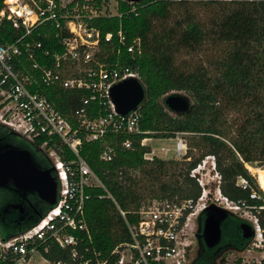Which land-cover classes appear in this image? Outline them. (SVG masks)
<instances>
[{"label": "trees", "instance_id": "trees-1", "mask_svg": "<svg viewBox=\"0 0 264 264\" xmlns=\"http://www.w3.org/2000/svg\"><path fill=\"white\" fill-rule=\"evenodd\" d=\"M94 3L101 9L109 0ZM117 3L118 15L100 16L91 24L103 36L113 34L112 43L105 45L103 41L104 54L119 67L128 66L139 73L146 97L138 108L140 133H109L104 140L85 141L82 146V155L104 184L87 188L90 197L85 216L95 247L107 256L116 245L129 240L119 208L128 211L130 222L137 221L146 188L153 200L196 202L202 187L190 173L207 156H215L221 176L220 184L214 183L213 188L217 190L219 186L229 202L253 211L264 236V191L247 167V163L255 167L264 164V1L200 4L117 0ZM191 4L215 6L208 23L189 11ZM170 21L174 23L171 25ZM120 31L125 37L124 44ZM46 33L37 30L29 37L44 42L38 52L41 55L45 50L61 52L62 46L56 44L57 40L46 38ZM22 34L24 31L13 28L9 21L0 29V38L6 42ZM134 41H139V48L129 52L127 48ZM208 44L220 48L221 55L210 59L207 65L200 63L189 68L178 62L183 52H200ZM39 61L53 63L52 57L41 56ZM173 91L189 95L188 112L177 114L167 107L164 96ZM47 93L71 121H75L74 110L81 107V100L89 94L86 90L59 87H47ZM90 113L103 115L105 106L94 102ZM178 132L191 135L189 146L199 150L197 155L191 156L188 151L182 161L158 156L145 158L152 147L141 143L144 138L170 139ZM128 139L132 146L125 148L123 142ZM107 144L116 150L109 161L101 158ZM68 153V159H72L73 155ZM242 179L247 181V187L240 182ZM253 194L256 196L252 197ZM44 204L34 218L5 226L10 232L1 231L3 236H14L33 225L50 208ZM224 222V238L218 249L232 241L238 246L234 250H244L252 239L244 236L242 225L252 222L231 210ZM3 227L0 222V230ZM222 250L206 248L194 264H215Z\"/></svg>", "mask_w": 264, "mask_h": 264}, {"label": "built area", "instance_id": "built-area-1", "mask_svg": "<svg viewBox=\"0 0 264 264\" xmlns=\"http://www.w3.org/2000/svg\"><path fill=\"white\" fill-rule=\"evenodd\" d=\"M94 1L0 0V29L9 21L13 28L24 31L11 42L0 38V124L20 133L45 152L59 183L56 203L33 225L11 237L0 232V264H191L196 218L211 204V185L206 176L214 172L218 178L215 183L220 184L215 156L202 160L190 173L202 187L196 202L154 199L137 211L139 218L135 222L129 221L128 211L119 208L129 240L116 245L107 256L93 243L85 216L90 197L87 188L104 187V184L82 155V146L85 141L104 140L109 133L141 132L139 110L122 115L111 98V88L116 83L131 77L140 79V75L128 66L119 67L108 60L103 41L105 45L112 43L113 34L103 36L91 24L97 17L118 15V3L117 11L112 13L104 10L105 6L100 9ZM177 1L204 4L262 0ZM37 30H46L45 37L57 40L56 44L63 50H45L41 55L38 50L44 47V42L29 39ZM50 31L56 34L51 35ZM119 37L124 44L121 31ZM139 45V41H134L127 49L134 52ZM41 56L52 57L53 63L41 64ZM47 87L89 92L81 100V107L73 112L75 121L64 115L57 102L49 97ZM94 102L105 106L106 113L93 116L90 112ZM186 134L189 133L178 132L175 136L178 158L187 154L188 143L183 136ZM146 140L141 143L146 144ZM123 146L130 148L132 141H124ZM68 152L72 159H68ZM115 153V147L107 144L101 158L112 160ZM145 158L151 159L147 154ZM241 182L247 187L246 180ZM217 192L229 205L219 186ZM256 226L260 232L258 221ZM262 247L264 238L253 248ZM263 260L264 254L253 262L245 255L235 259L225 255L217 264H262Z\"/></svg>", "mask_w": 264, "mask_h": 264}, {"label": "water", "instance_id": "water-1", "mask_svg": "<svg viewBox=\"0 0 264 264\" xmlns=\"http://www.w3.org/2000/svg\"><path fill=\"white\" fill-rule=\"evenodd\" d=\"M146 97L144 84L140 79L131 77L116 83L111 88V98L118 113L127 115L139 108ZM167 107L174 113H186L191 109L189 96L172 92L164 97ZM12 133H16L12 131ZM54 167L44 169L36 163L33 156L26 149H19L12 145L0 147V188H5L13 182L18 193L27 197L35 193L47 205H54L58 197L59 183L53 174ZM229 209L217 204H210L203 211V221L200 223V235L208 248L218 246L223 237L222 225L227 219ZM244 236L253 237L256 232H250L247 223L242 225Z\"/></svg>", "mask_w": 264, "mask_h": 264}, {"label": "rangeland", "instance_id": "rangeland-1", "mask_svg": "<svg viewBox=\"0 0 264 264\" xmlns=\"http://www.w3.org/2000/svg\"><path fill=\"white\" fill-rule=\"evenodd\" d=\"M215 7V6H214ZM214 7H205L203 5H198V4H191L189 5V11L193 13V15L196 16V18H199L205 22H209L210 18H211V12H213ZM109 10V12H116L117 11V0H109V4L106 5L104 7V10ZM111 10V11H110ZM171 25L174 23V21H170L169 22ZM218 47H215L213 45L208 44L206 46V49L200 52H190V53H185L183 52L179 58H178V62H182L183 64L187 65L189 68H193L195 65L203 63L205 65H207L208 61L210 59H214L216 57H219L221 54L219 52ZM173 92H177V93H181L184 95L189 96L187 93H185L184 91H173ZM172 93V92H170ZM168 93V94H170ZM166 94V95H168ZM165 95V96H166ZM164 96V97H165ZM233 116H235V114H232ZM232 131L235 130V128L231 129ZM186 139H187V152L191 151V156L197 155L199 153V150L196 148H190L189 144H190V134H186L183 135ZM148 145H150L152 147V152L147 153V155L149 157H151V159L154 156H158L161 157L163 159H178L179 161H182L184 158H178L177 157V140L175 138H150V141L146 142ZM191 149V150H190ZM209 160V157H205V159ZM189 160V158H188ZM46 162L50 165V162L48 161V159L46 158ZM208 166H211V163L208 162ZM262 168H264V164L261 166ZM207 172H209V167L206 169ZM251 173L254 175L257 183H259L260 187L263 189L264 191V187L262 185V183L260 184V180L258 177V174H256L254 171H251ZM217 177L215 175L214 172H211L210 174H208L206 176V180L208 183H210L211 185V193L210 194V201L211 204H217L219 206H224V207H228L229 210L233 211L234 213H236L238 216L242 217V218H246L249 221H251L255 227H257V218L255 216V213L253 211H250L248 209H243L238 207L237 205H235L232 202H229V205L221 199L220 194L217 192L216 189L213 188L214 183L217 181ZM241 182V180H240ZM145 197L143 200V205H147L149 204L151 201H153L152 198V193L150 192L149 188H146L144 191ZM198 219V217L196 218V220ZM194 222V221H193ZM3 232L4 234H7L10 232V228H5L0 230V232ZM1 232V233H2ZM2 233V235H3ZM262 238H264V236H262V230L259 232L256 230V236L255 238L250 242V244L241 252H233V251H229L226 255H228L231 259H235V257H239L240 255H245L248 257V259H250V262L256 261V259L258 257H261L264 254V247L259 248L257 250V248H253L255 247L256 243H261L262 242ZM195 249H197V239H195ZM248 249H251V251L249 252ZM255 249V250H253ZM196 258L195 255V250H194V258L193 260Z\"/></svg>", "mask_w": 264, "mask_h": 264}, {"label": "flooded vegetation", "instance_id": "flooded-vegetation-1", "mask_svg": "<svg viewBox=\"0 0 264 264\" xmlns=\"http://www.w3.org/2000/svg\"><path fill=\"white\" fill-rule=\"evenodd\" d=\"M6 145H12L19 149L28 150L30 154L33 156L36 163H38V165L44 169L52 167V162L48 158L47 154L43 152L35 143L29 141L20 133L17 132L12 133L11 130L0 124V147ZM46 158L50 162V165L46 162ZM16 191L17 189L14 186L13 182L11 181L8 183L7 187L0 188V222L4 225L3 228H6L9 223H13V222L20 223L21 221L34 218L40 212V208L45 205L44 202L40 200L35 193H29L27 194V197H23L22 194ZM202 217L204 218V216L201 213L197 219V233H196L197 249H195L196 258L194 260L192 259L191 264H194L195 261L198 260L199 257L203 254V251L206 248H208L205 245L203 238L199 237L200 229H201L200 223ZM248 225L250 226L251 233L252 231L256 232V227L254 224L248 223ZM222 229H223V225H222ZM223 235H224V230H223ZM255 236L256 234L253 237H249V238L253 240ZM223 238L224 237H222V241ZM220 244L214 248H208V249L217 248V250L223 249L220 255L218 256V258L216 259L215 264H217L218 260L221 257L225 256L229 251L241 252L238 250H234V248H238V246H236L235 243L232 241L229 244H227V246L218 249L220 247ZM193 258H194V254H193Z\"/></svg>", "mask_w": 264, "mask_h": 264}, {"label": "bare ground", "instance_id": "bare-ground-1", "mask_svg": "<svg viewBox=\"0 0 264 264\" xmlns=\"http://www.w3.org/2000/svg\"><path fill=\"white\" fill-rule=\"evenodd\" d=\"M247 167L250 169V171H254L256 174H258L260 184L262 183L264 187V168L262 167H255L253 165H250L247 163Z\"/></svg>", "mask_w": 264, "mask_h": 264}, {"label": "crops", "instance_id": "crops-1", "mask_svg": "<svg viewBox=\"0 0 264 264\" xmlns=\"http://www.w3.org/2000/svg\"><path fill=\"white\" fill-rule=\"evenodd\" d=\"M150 141V138H147L146 142ZM147 144V143H146Z\"/></svg>", "mask_w": 264, "mask_h": 264}]
</instances>
